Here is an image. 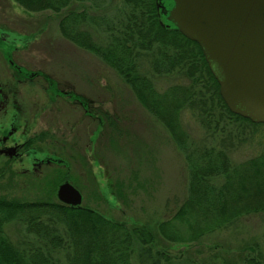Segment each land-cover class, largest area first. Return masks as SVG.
<instances>
[{
    "label": "trees",
    "instance_id": "1",
    "mask_svg": "<svg viewBox=\"0 0 264 264\" xmlns=\"http://www.w3.org/2000/svg\"><path fill=\"white\" fill-rule=\"evenodd\" d=\"M13 1L28 12L68 10L58 23L60 35L114 70L140 106L163 126L185 161L187 185L177 209L154 225L117 221L83 205L70 207L52 199L51 193L31 202L0 198V264H134L135 259L141 264H188L176 261L166 247L201 246L205 238L240 219L264 214V124L228 110L201 49L166 21L157 9L159 0H123L112 14L97 16L71 7L88 3L99 9L110 0ZM89 28L102 31L104 41H97ZM144 65L151 76L144 73ZM163 77L187 82H175L160 92L155 79ZM185 112L202 129L203 142L191 139L186 131L181 121ZM247 128L249 140L261 152L235 162L229 148L234 140L239 145L247 140L242 135ZM122 187L116 183L117 198ZM12 222L24 234L15 243L4 231ZM214 249L217 246L209 250ZM221 262L237 264L223 258ZM240 264L262 260L248 257Z\"/></svg>",
    "mask_w": 264,
    "mask_h": 264
},
{
    "label": "rangeland",
    "instance_id": "2",
    "mask_svg": "<svg viewBox=\"0 0 264 264\" xmlns=\"http://www.w3.org/2000/svg\"><path fill=\"white\" fill-rule=\"evenodd\" d=\"M122 1L110 0L99 9L88 3L74 4L71 9L106 15L115 12ZM170 2L161 0L168 8ZM67 12H28L13 0H0V85L17 92L23 109L18 117L20 128L27 124V134L23 137L20 129L14 139L20 143L39 136L31 143L39 151L38 157L60 154L65 161V167L45 168L40 177L33 178L26 200H44L49 193L56 200L58 184L67 177L81 192L83 206L117 221L131 223L134 219L154 225L170 216L186 196L185 161L167 131L140 106L118 74L60 35L58 23ZM89 30L97 41H104L102 31ZM143 69L151 76L147 66ZM32 76L33 83H25ZM50 82L60 90L71 91L82 106L90 104L91 116H86L81 107L74 110L67 101L50 104ZM175 82L186 83L187 79L158 78L155 86L162 92ZM97 110L110 120L106 121ZM8 117H0V125L8 122ZM190 117L187 112L181 113L183 126L191 139L203 142L202 129ZM248 132L250 128L242 133L247 138L242 145L234 140L229 148L235 162L261 152L249 140ZM12 168L17 175L0 181V195L8 193L0 198L22 200L18 199L21 192L14 189L22 187L19 164ZM116 183L123 184L120 198ZM4 231L14 243L24 238L17 223L7 224ZM213 246L217 249L209 250ZM166 250L176 261L188 264H222V258L240 264L248 257H261L264 264V214L240 219L205 238L201 246L187 250L168 245ZM134 264L141 263L135 259Z\"/></svg>",
    "mask_w": 264,
    "mask_h": 264
},
{
    "label": "water",
    "instance_id": "3",
    "mask_svg": "<svg viewBox=\"0 0 264 264\" xmlns=\"http://www.w3.org/2000/svg\"><path fill=\"white\" fill-rule=\"evenodd\" d=\"M167 11L176 30L196 43L219 86L228 110L253 124H264V0H172ZM57 200L81 207V192L67 180Z\"/></svg>",
    "mask_w": 264,
    "mask_h": 264
},
{
    "label": "flooded vegetation",
    "instance_id": "4",
    "mask_svg": "<svg viewBox=\"0 0 264 264\" xmlns=\"http://www.w3.org/2000/svg\"><path fill=\"white\" fill-rule=\"evenodd\" d=\"M159 1L161 2V0ZM167 10L169 11L170 8H168ZM33 80H34L33 76L29 77L28 81L25 83L31 84L33 83ZM53 84H54L53 82H50L49 88L53 94V96L49 95L50 104L56 103L59 100L67 101L70 105H72L74 110L75 108L81 107L86 116H91L90 104H85V106L84 105L82 106L79 98L76 95L72 94L71 91L60 90L58 87L54 86ZM22 113H23L22 104L17 96V92L12 91V89L10 88L8 89L4 88L0 85V117L9 116L8 117L9 121L5 122L4 125L3 124L0 125V181L3 179L9 180V178L12 179L14 177L12 176L13 174L17 175V173H15L12 170L13 169L12 166L19 164L20 171L18 172V174H19V178L21 179V182H19V184H22V187L18 186V188H14L16 187L14 181L13 188L16 190L18 189L19 192H21L18 195L19 197L18 199L22 198V200L25 199V202H29L26 199L28 194H30L28 190L30 189L32 179L33 178L37 179L38 177H40L41 176L40 174L44 172L45 168L48 167L50 168L52 166L65 167L64 165L65 161L62 159L60 154L54 155L53 153H50V155H44L42 157H38L39 151L33 148V145L31 143L28 144L32 139L20 143L15 141L14 139L15 135L21 129L20 128L21 126L18 121V117ZM26 127L27 124H25V127L21 129L22 132L21 135H23V137L24 135L27 134L26 133L27 130L25 129ZM62 149L63 147H59V150ZM65 181H63L62 183H64ZM61 184H59L58 187ZM13 185L12 183H10V186ZM23 192L26 193L22 194ZM4 193L5 194L0 196H5L6 194H8L7 192ZM6 200H13V199L6 198Z\"/></svg>",
    "mask_w": 264,
    "mask_h": 264
}]
</instances>
